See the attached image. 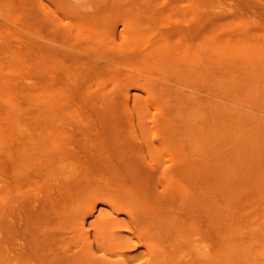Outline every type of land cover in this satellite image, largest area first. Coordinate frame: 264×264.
Here are the masks:
<instances>
[{"label":"rangeland","instance_id":"rangeland-1","mask_svg":"<svg viewBox=\"0 0 264 264\" xmlns=\"http://www.w3.org/2000/svg\"><path fill=\"white\" fill-rule=\"evenodd\" d=\"M70 1L0 0V264H6L5 258L10 262L13 261V263L17 261V264H81L82 262L80 263L79 260L83 259L81 257L80 259L77 258L80 253L79 250L84 252L87 250L86 253L88 255L81 252L84 254V258L86 256L89 257V254L95 255H92V259L86 257L90 261L84 259L83 264L85 261L90 264L91 260L100 258L103 251L101 253L96 250V243L93 237L98 219L109 213V207L97 196L91 197L93 200L90 203V195L93 196L95 191L97 195L96 189L101 190L100 194L108 193V191L115 189V185H118L119 181H122V186H124V181L127 182L129 187V180H132L134 176L132 184L145 185L143 187L145 188L144 193L146 192L147 199L143 195L142 198L146 199L145 201L143 200L144 204H146V207L148 206V209H151V213L152 211L156 212L153 208H155L157 203L156 205L153 204L157 195L159 196L157 197L158 201L162 200L163 207L162 203H158L157 207H161V209L158 212L159 214L156 212L160 216L159 220H157L158 232L163 228L159 230V223L162 221L161 217L162 219L164 218L160 211L164 212L165 220L168 217L169 221L170 215L176 217L174 221L176 220L177 223H173L175 224V231L174 229L170 230L169 234L174 232L171 235L176 233L178 236H174L175 238L173 237L174 240H172V236L170 238L168 234V241L177 242V245L174 242V249H178L177 258L175 254L176 262L181 259L178 264H185L186 262L183 263V261H186V258L190 260L189 257L183 256L185 252L184 245L187 246L185 249L189 248L186 252L187 254L192 248L187 244L192 239L188 240L187 238H189L188 236L192 237L193 235L190 234H194L196 229L197 231L199 230V224L202 229L206 227L209 231L207 232L204 228L205 232H207L205 235L209 238V246L208 244L206 245L209 250L213 247L215 253L211 264H264V0H81V2L79 1L80 3L76 0L74 3V5L78 3L76 6L72 3L75 0ZM146 17H149V19ZM144 18H146V21H152L153 23L143 21ZM82 19H85L83 22L89 20L87 24L91 19V21L95 20L96 23L99 21L103 27H108H104L103 31L102 26H98L97 32L94 27L95 30L93 31L95 32L84 28L86 30L83 33L88 34L85 35L88 37L91 32V36L95 38L96 36L99 37L98 33H100V36L103 37V39L101 38L103 46L107 45V41H109L113 46H105L108 48H104L103 51L108 50L107 52H109V50H112V54H110L111 51L108 53L110 58L104 56L107 53L105 51L102 58L106 60L96 56L94 57L97 60L93 58V55L97 53V56L101 57L99 55L100 44L98 50V45L95 47L96 45L94 46L93 44L95 41V43H98L96 40L98 37L94 40L89 36V39L94 40L89 45L92 46L93 44V49L97 50V53L95 54L94 52L93 55L92 47L86 46L88 49H83L82 46H77V51V49H74L76 45L66 46L67 44L69 45L71 38L68 39V37L63 36L60 31H57L58 28L60 26H68L67 28L71 29L69 24H80L79 26H81L84 24L81 22ZM140 20H142L143 24L147 23L149 26L151 24L153 29L144 31L140 29ZM95 21L93 24H95ZM137 22L139 25H136ZM129 26H137L139 28V36L137 31H135L138 28L136 27L135 30H132V32L136 33V36L133 33L131 34ZM168 27L170 28L168 29L169 34H165V30ZM171 27L175 29H172L173 32ZM105 28L108 30H105ZM158 29L159 31L163 30V34L166 35L162 34L161 38L163 36L169 37L164 43H161L159 34L155 35ZM121 33L127 36V42L123 40L124 37H122ZM189 36H193L194 38H191L193 40L190 38L187 40ZM218 36L219 38L221 36V38L217 39ZM75 38L77 42L80 40L78 37ZM84 38L81 39L82 44L81 41L76 44L85 46L88 39L85 42L86 37ZM181 38H185L187 42L182 39L185 42L183 43V41H180ZM213 38L219 40L221 45L219 41L212 44ZM205 42L207 44L210 42L208 48ZM175 43H177L178 47ZM114 44L118 47H115ZM162 44L174 45H172V51H168L170 55L174 56L172 58L170 56L174 61H170V63L167 61L168 63L166 62L167 64H165L164 61L168 60L169 57L165 55L167 58H164V54L159 55L152 50L155 46L157 51L165 53L164 50H160ZM121 45H123V48ZM79 47L85 52H90L83 54L84 51L81 52ZM112 47H114L116 52L110 49ZM119 48L122 50L119 51ZM148 49H151L148 51L149 54L146 52ZM150 52L159 56L156 57V54L152 56ZM177 52L182 53L180 55L181 60L179 56H176L179 55ZM168 53L167 55L169 56ZM144 54H148V57ZM78 55L82 56V59L84 55H88L96 63L98 61L99 63L101 61V64L103 62L107 63L104 65H107L108 72L104 73L103 77V73L100 70L102 68V66L100 67L101 64H98L99 66H91L93 62L90 63L89 59L91 60V58L86 56L84 61L90 64L86 63L88 64L86 65L83 61L80 62ZM162 60L164 61L160 62ZM112 62L113 64H110ZM169 65L172 67L170 68ZM105 66L103 68H106ZM108 66L111 68L109 69ZM185 68L187 69L185 70ZM107 69L103 70L107 71ZM114 70L117 71L119 76L112 78L116 82L109 77H113ZM110 71H112V75L108 74V76L107 73H111ZM174 79L179 80L178 83H176L177 81L174 82ZM101 80L102 82H100ZM121 81L124 87L120 86ZM154 83H158L157 90L153 89L157 91H155L156 95L158 92L161 93V99L158 97L160 95L154 96L155 93L151 86L155 85ZM159 84L161 88L158 87ZM103 86H106V88L101 90ZM98 87L101 89L98 90ZM97 90L100 93H97ZM117 90L119 97H116L117 95L115 94ZM157 97L160 102H158L159 99H156ZM181 97L183 101L187 100L183 102ZM112 100L115 101V105L112 104ZM193 101L194 103L192 104ZM96 102L98 103L97 108ZM195 104L196 106H194ZM202 104L205 107L201 108ZM184 105L190 106L191 109L193 106L197 108L195 110L193 107V111H196L193 115L194 118L190 107L189 110ZM94 106L98 111H95ZM61 113L62 116L64 113L66 118L71 117L67 119H71V121L69 120L70 124L67 122L71 125V128L68 124L64 125V123L59 122V120L61 121ZM79 114L81 116L82 114H91L85 119L88 120L86 124H84V119V121L81 120ZM57 116L60 118H58V122L61 126H65L66 129L69 128L68 131L72 129L71 132L69 131L70 135L75 132V135L72 136L76 137L77 142H79V138L82 139L80 140L82 142L77 143L74 138L69 140L70 136L68 137L69 142L67 141V143H71V147H69L70 145L67 146L70 150L75 146H79V144L81 145L80 150L75 147L80 151V154L75 148L74 150L78 153L72 149L73 152L78 154L79 158L81 157L80 163L76 161L79 158L74 156V154L73 156L76 159L72 158L69 153L71 151L66 148L70 158H72V164L76 163L75 166L78 168L75 171H80L81 173L79 174L78 172L77 175V172L74 174L72 171L73 174H68V176L72 175V177L75 176L77 178L73 179L69 176V178L73 179L71 180L70 178V182L66 180L67 172L75 168L72 169L73 165L71 164L70 166L68 164L71 161L65 160V164L61 162L59 166L54 164L56 169L53 168V170L55 169L54 171L57 172H54L51 166L49 167L52 162L47 164L49 160L51 161L50 155L47 154L49 152L47 150V138L52 135H50L52 127L50 124L56 123ZM92 116L95 118L94 122L92 120L94 118H91ZM84 117L86 118V116ZM158 117H161L162 120H158ZM165 119L167 122L169 121L170 127L176 132V136L174 135L176 143L180 140L178 143L180 146L177 147H182L181 153H184L185 150L183 148L185 145L188 147L186 159L183 158V154H180L178 148L176 149L178 152L176 151L175 155L171 154L170 151L168 154L167 150L161 149L155 152L157 154L156 157L144 147L150 139L154 138V134L153 136L150 134L151 137L148 135L147 129L151 130L152 133L156 132L157 126L160 124V128L163 127L164 129ZM67 120L64 119L63 121ZM78 120L80 122L83 121L81 125L76 123H80ZM188 122L189 124H187ZM168 123H166L168 126H165V130H171ZM90 124L92 125L89 126ZM76 125L87 128V132L83 130V127L82 129L81 127L77 128L79 129L78 131L81 130L82 132L83 130L85 132L80 135ZM61 126L59 125V127ZM125 127L126 129L124 130ZM167 127L168 129H166ZM62 128H58V132L64 129ZM88 129H91L94 134L96 133L97 143L96 137L92 136L93 132L90 130L89 132L91 133H89ZM104 129L107 134L106 132H101ZM135 129L137 132H135ZM196 129L201 130L199 131L200 133L205 130V140L201 138L203 134H200L198 130L199 135H197ZM98 130L99 132H96ZM126 130L129 131L126 132ZM63 131H60L61 136ZM111 131L115 137L112 136ZM64 132L66 134V131ZM113 132L116 134L122 132L121 134L124 135H121L123 136L122 139H125L124 141L127 142L126 145L127 147L129 146L130 150L124 145L125 142L122 140H120L122 141L121 143L118 142L119 146L118 143L117 146L115 145L116 143L113 144L116 139L119 140V138H116L118 135L116 136ZM169 132L171 135V131ZM108 133H110L109 138L111 140H109L111 143L113 142L112 144L109 143ZM177 133H180L179 136L180 138L182 136V140L177 138ZM52 136L51 138H53ZM196 136L200 137V143H198ZM87 137L92 139H90L92 145L87 140ZM103 137L104 139H102ZM135 137L138 141L135 140ZM187 137L188 140L191 138L192 143L190 141L189 143L192 145L186 142ZM146 138H149V140ZM94 140L95 144H98L97 148L100 151L95 148V144L93 145ZM103 140L109 145L105 148V151L109 148L112 153H108L109 151L105 152L102 149L106 145L103 144ZM183 140L186 144L182 143ZM73 141L77 143L75 146ZM201 141L204 143L203 147H200L204 157L199 148L196 151L193 149V147L203 144ZM98 142L101 143L99 144ZM138 142L141 143L138 144ZM87 144L92 151L96 152L98 150V153L96 152L98 154L97 157H94V159L97 158L95 163L90 160L92 152L89 148L83 149L82 147V145L87 147ZM102 144V147L99 146ZM121 148L122 151H127L128 157L130 156L129 163L127 162L128 158L125 159L124 163L127 162L125 166H123V161H118V159L125 158L121 157L123 156L122 154L121 156L119 154ZM136 148L139 150L135 152ZM66 150L64 149V151ZM83 150H89L88 152L90 153L87 157L86 153L83 154ZM192 150L196 153L199 151L197 158L202 157L201 159L205 162V167L202 166V168L200 166L202 169L197 167L198 164L203 163L200 158L198 160L199 163L197 159L192 161V155L195 153ZM64 151L62 155L66 153ZM101 152H105V155L99 154ZM177 153L183 156L178 158H183L180 164H184L183 166L187 165V171L190 170L192 162L197 169L194 173L193 170L195 169L192 167L193 170L190 172L195 174L193 177L190 173H188L190 176L188 177V174L183 176L184 171L183 173L181 170L178 172L181 173V176L177 177L175 185L177 187L179 184L180 187L178 189L174 187V192L175 189L177 190L171 195L175 196L174 199L166 194L170 197L167 198V200L170 199V203L165 199L167 197L165 193L168 192L163 191L162 185L158 182L159 172L155 166L156 160H159L162 169H167L175 161L173 157L176 159ZM191 153L192 155H190ZM109 154L112 155L113 162L111 158L109 159ZM123 154L124 156L126 155L125 153ZM67 155L66 153L63 156ZM89 156L90 158H88ZM82 157L84 159L88 158L90 161L85 165L89 167V163L90 166L94 163L100 167L102 172L94 165L95 167H91L92 171L93 168L97 169L93 171H96L94 173L96 175L90 173L92 172L91 170H88L90 172L87 173V170H85L87 166L84 167L82 165L85 163ZM108 159L110 163L114 164L115 169L117 164H120L118 165V170L120 169L122 174L123 172L126 173L124 176L128 177L129 182L127 178L123 180L122 174V178L114 176L116 175V170H113L112 164V171L115 173L110 171V167V170H108ZM130 159L131 161L134 159L132 161L134 162L133 164H131ZM184 159L186 160L185 162ZM189 160L192 162H188ZM62 164L64 166L68 164V167L66 165V168H64L66 170L61 169L63 168ZM100 165H102V168ZM176 165L179 166V162ZM183 166L181 167L180 165L177 170L183 169ZM154 167L158 173L155 172ZM140 169L143 176L138 174ZM147 169H150V171ZM107 170L112 173L106 175L109 173ZM201 170L204 172L200 174ZM82 172L89 176L87 180L92 178L90 182L87 180L86 182L83 181ZM144 174L146 176L144 179L147 182L141 178L144 177ZM117 175L120 176L119 171ZM149 176L152 177L150 178ZM149 179L151 182H149ZM67 181L69 182L66 184L68 188H71L69 184L74 182L80 181L81 184L77 185L79 182L76 185L73 184L74 189L72 187L69 191L65 186ZM82 182L86 184H82ZM127 183H125L126 186ZM157 184L160 185L158 186ZM56 186L59 187L56 188ZM147 186L148 189H152V191L148 190L151 191L150 194L154 192L151 196L146 191ZM103 189L104 192L102 193ZM133 189L135 190V187ZM138 189H136V192ZM140 191L138 192L140 193ZM58 192L61 194L57 195ZM51 195L52 198L54 195L59 197L54 200L55 198L52 199ZM148 196L154 198L153 203L151 202L152 204L147 201L150 198ZM162 197H164L166 202H163ZM159 198L161 199L159 200ZM51 199L52 201H50ZM76 204L81 205V207L78 205L80 211L78 218H76L78 213L71 212L74 217L69 213L71 211H69L70 208L78 210ZM148 204L154 207L151 208L152 206ZM166 213L169 216H166ZM70 216L73 219L72 217L69 218ZM110 217L121 224L115 229L116 232L122 237L124 236L125 239L131 240V245L119 251L120 255L134 256L140 252L143 253L144 248L137 243L136 238L132 237L130 233L133 229L128 226L129 224L126 225L128 222L126 219L128 218L124 213L116 211L110 214ZM71 222H76V224L72 223L74 224L73 226ZM169 223L167 222V225L164 226L168 230L162 231L164 228L160 232L163 235L165 234V236H167L166 232L170 229L171 223ZM163 225L165 224L163 223ZM163 225L160 224V226ZM71 226L73 227L71 228ZM75 227L79 233L74 230ZM189 228L193 230L191 233L188 230ZM74 231H76V237L73 236L75 234ZM158 232L156 231V236L163 238ZM68 233L72 235H70L69 240L67 238V243L65 238L69 235ZM184 233L189 234L186 235L187 238L185 240L184 237L186 236H183ZM198 233H195V238H197L196 235H199ZM200 236H198L199 239ZM73 237L75 239L82 238L83 241L81 239L78 240L86 245L84 246L86 250L84 248L81 250L83 244L80 245L77 240L74 243ZM166 238L164 237L163 239ZM202 238H204V235ZM183 241L185 244L182 243ZM69 242H73V245H70ZM76 244L81 247H78V249ZM69 246L71 249L68 251ZM92 246L93 250H90ZM76 249H78L79 253H76L77 256L75 257V255L73 256L75 253L73 251H76ZM71 250L73 254L70 252ZM103 254L111 259L115 258L111 256V253L104 252ZM193 257L194 255L191 256L192 260H194ZM8 260L7 264H9ZM139 260L130 263L137 264L140 263ZM93 263L95 262L93 261Z\"/></svg>","mask_w":264,"mask_h":264},{"label":"bare ground","instance_id":"bare-ground-1","mask_svg":"<svg viewBox=\"0 0 264 264\" xmlns=\"http://www.w3.org/2000/svg\"><path fill=\"white\" fill-rule=\"evenodd\" d=\"M73 1H74V0H73ZM79 1L81 2V0H77L78 3H80ZM70 2H72V0H71ZM75 2H76V0H75L74 2H72L73 5H74ZM78 3H76V5H77ZM76 5H74V6H76ZM146 18L149 19V17H146ZM146 18H144L143 21H146ZM150 19H152V18L150 17ZM78 20L80 21V19H78ZM83 20H85V19H82L81 22L84 23V24L81 25V26H79L80 24H78V25H75V24H74V25H73V24H69V25H71V27L69 26L71 29L67 28L68 26H64V27H61V26H60V28H58L57 31H58V32L60 31V32L63 34V36H65L66 38L68 37V39H69V38L73 39V40L70 39V41H69V45L67 44L66 46H67V47H71V45L73 44L72 46L76 45V46H74V49H77V46H80V47L82 46L83 49H88V47H90V48L92 47V49H93V47H94L95 45H96L95 47H97V45H98V47H97V50H98V48H99V44H100V47H101L100 49H101V50L99 51V55H101V57H100V56L98 57V56H97L98 53L96 52L97 50H96V49H93L92 55H93L94 52H95V54L97 53L96 55H93V58H94L95 60H97L96 57H97V58H102V57H104V56H107V58H110L109 55L112 54V50H109V52H107L108 50H107V51L104 50L105 52H107V53H105V52L103 51V49H104V48H108V47H105V46H108V45H109V46H113V45L110 44L109 41H107V45L103 46V45H104V44L102 45V41H103V40H101V38L103 39V37L100 36V33H98V34H99V37L96 36V38L98 37L99 40L96 39L95 37L91 36V32H95V31H93V30L96 29V32L98 31V30H97L98 26H102L101 28H102L103 31H104V27H106V28H108V27H107V26H104V27H103V25H101V24L99 23V21H97V22L99 23V24H98V23H96L95 20H92V21H91V19H90V22L92 23V24L90 25V22L87 24V22H88L89 20H86V22H83ZM94 21H95V24H93ZM146 22H148V21H146ZM149 22H152V21H149ZM149 22H148V23H149ZM79 23H80V22H79ZM85 23H86V24H85ZM139 23H140V25L138 24V22L136 23V25H139V26H140V29H142L143 31H144V30H148V29H153L151 24H150L151 27H150L149 24H147V23H146V24H145V23L143 24L142 20H140ZM152 23H153V22H152ZM84 25H85V27H84ZM86 25H87V26H86ZM88 25H90V26H88ZM94 25H95L96 27H95ZM153 25H154V24H153ZM91 26H92V27H91ZM88 27H89V28H88ZM93 27H94L95 29H94ZM133 27H134V29H133ZM133 27H130V26H129L128 28H131V29H129L130 32H131V34L133 33L134 35H136V33L132 32V30H135V28H136L137 26H133ZM84 28H86V29H88V30L91 31L90 34H89V36H91L90 38H93L94 40L96 39L98 43H95L96 41L93 43V41H94L93 39L91 40V39H89V36H88V37L85 36V35H88V34L83 33V32H85V30H86V29H84ZM101 28H100V29H101ZM106 28H105V30H108V29H106ZM137 28H138V27H137ZM91 29H92V30H91ZM159 29H160V28H159ZM159 29H158V32L155 30V31L157 32V33H155V35H156V34H159V38H160L161 43H162V42L164 43V42L169 38V37H168V38L165 37V36H166L165 34H169L168 29H170V28L168 27L166 30L164 29V30L166 31L165 34H163V33H164L163 30H162V31H161V30L159 31ZM172 29L175 30L174 27H171V31H172V32H173ZM54 30H55V28H54ZM138 30H139V28L135 30V31H137V34L139 33ZM55 31H56V30H55ZM103 31H102V32H103ZM105 32H106V31H105ZM125 32H126V31H125ZM130 32H129V33H130ZM140 32H141V31H140ZM61 33H60V35H61ZM87 33H88V32H87ZM150 33H151V32H150ZM74 34H75V35H74ZM81 34H83V35H81ZM142 34H143V33H142ZM152 34H153V32H152ZM162 34L165 35V36H163V37L161 38V35H162ZM170 34H171V33H170ZM58 35H59V33H58ZM80 35L83 36V37H81ZM101 35H102V33H101ZM108 35H109V34H108ZM121 35H122V33H121ZM134 35H133V36H134ZM155 35H154V36H155ZM61 36H62V35H61ZM136 36H137V35H136ZM138 36H139V34H138ZM143 36H144V34H143ZM75 37H78V38L80 39L79 41H81V44H82V40H81V39L84 38V37H86L85 42H87V39H88V42L85 43V42L83 41V43L86 44L85 46L80 45V44L77 45V44L80 43V42H79V41L77 42V39H76ZM104 37H105V36H104ZM122 37H124V39H123L124 41H125L126 39H128L127 36H126L125 34L122 35ZM141 37H142V35H141ZM171 37H172V36H171ZM171 37H170V38H171ZM192 37H193V36H192ZM192 37L189 36V37L187 38V40H188L189 38L191 39ZM213 37H215V36H213ZM63 38H64V37H63ZM74 38H75V39H74ZM135 38H136V37H135ZM193 38H194V37H193ZM218 38H219V36L217 37V39H218ZM220 38H221V36H220ZM220 38H219V39H220ZM64 39H65V38H64ZM64 39H63V41H64ZM84 39H85V38H84ZM104 39H105V38H104ZM155 39H157V38H155ZM182 39L185 40V38H181L180 41H183ZM217 39H214V38H213V40H215V41L212 40V44H213L214 42H217V43H218L219 40H217ZM75 40H76V42H75ZM89 40H90V42H89ZM105 40H106V39H105ZM187 40H185V42H187ZM191 40H193V39H191ZM191 40H190V41H191ZM201 40H202V39H201ZM216 40H217V41H216ZM72 41H74V42H72ZM100 41H101V43H99ZM157 41L160 42L159 40H157ZM205 41H206V39H205ZM70 42H72V43L70 44ZM91 42L94 44V46H93V44H92V46L89 45V44H91ZM108 42H109V44H108ZM126 42H127V40H126ZM138 42H139V41H138ZM185 42L183 41V43H185ZM67 43H68V42H67ZM74 43H75V44H74ZM76 43H77V44H76ZM113 43H114V42H113ZM166 43H167V42H166ZM189 43H190V42H189ZM208 43H209V44H207V42H205L207 48H208V46L210 45V42H208ZM87 44H88V45H87ZM105 44H106V42H105ZM205 44H204V45H205ZM219 44L221 45L220 41H219ZM219 44H218V45H219ZM114 45H115V47H118V46H116V44H114ZM172 45H173V44H172ZM172 45H170V44H166V45H165V44H162L160 50H161V49L164 50L165 53H163V52L161 53L160 51H157V50L155 49V46H154V48H153L152 50H153V51H156L157 54H159V55H163V54H164V55H163L164 58L169 57L168 60H165V61L162 60V61H160V62H163V61H164V63L167 64L168 62L170 63V61H174L173 59H171V58L174 57V56H173V55H170V54H169L170 52L168 53V51H172V50H171V49H172ZM175 45L177 46V43H175ZM184 45H185V44H184ZM66 46H65V47H66ZM86 46H88V47H86ZM121 46H122V48H123V45H121ZM157 46H158V45H157ZM173 46H174V45H173ZM182 46H183V45H182ZM80 47H79V50L81 49V50H80L81 52L84 51L83 54H84V53H85V54H88V52H90V51H88V52L86 51V52H85V50H83V49L80 48ZM84 47H85V48H84ZM177 47H178V46H177ZM217 47H218V46H217ZM120 48H121V47H120ZM120 48H119V49H120ZM124 48H125V47H124ZM110 49H113V51L116 52V50H114V47H112V48H110ZM154 49H155V50H154ZM168 49H169V50H168ZM179 49H180V48H179ZM183 49H184V48H183ZM203 49H204V48H203ZM70 50H71V48H70ZM90 50H91V49H90ZM121 50H122V49H120L119 51H121ZM126 50H127V49H126ZM149 50H151V49L146 50V52L148 53ZM162 50H161V51H162ZM165 50H166V51H165ZM77 51H78V49H77ZM77 51H76V52H77ZM80 51H79V52H80ZM110 51H111V53H110ZM135 51H136V50H135ZM135 51H134V52H135ZM182 51H183V50H182ZM182 51H180V52H182ZM73 52H74V51H73ZM73 52H72V54H73ZM101 53H102V54H101ZM103 53H105L104 56H102ZM108 53H110V54L108 55ZM135 53H136V52H135ZM150 53H151L152 56H153L154 54H156V53H153V52H150ZM167 53L169 54V56L167 55ZM177 53H178V52H177ZM89 54H90V53H89ZM133 54H134V53H133ZM148 54H149V53H148ZM148 54H146V55L144 54V55L147 56ZM157 54L155 55L156 57L159 56V55H157ZM178 54H179V55H176V56H177V57L179 56V58H180V55H182V53H181V54L178 53ZM73 55L76 56V54H73ZM81 55H82V54H81ZM142 55H143V54H142ZM151 55H150V56H151ZM165 55H166L167 57H166ZM86 56H87V58L90 57V56H88V55H84V57H83V59H82V58H81L82 56L80 57V55H78L80 62L83 61L84 64L88 63V62H85V61H84V58H85ZM94 56H96V57H94ZM170 56H171V58H170ZM147 57H148V56H147ZM147 57H146V58H147ZM200 57H201V56H200ZM203 57H204V56H203ZM90 58H91V60L93 59L92 57H90ZM159 58H160V57H159ZM184 58H185V57H184ZM102 59H104V58H102ZM162 59H163V58H162ZM170 59H171V60H170ZM176 59H177V58H176ZM199 59H201V58H199ZM85 60H86V59H85ZM87 60H88V59H87ZM91 60L89 59L90 63H92V62L94 63V64L92 63L93 65L91 64V66H96V65H98V64H101V61H100V63H99V61L96 63L95 60H94V61H93V60L91 61ZM98 60H99V59H98ZM104 60H106V59H104ZM104 60H103V61H104ZM180 60H181V58H180ZM109 61H111V60H109ZM167 61H168V62H167ZM200 61H201V60H200ZM78 62H79V61H78ZM105 62H106V61H105ZM166 62H167V63H166ZM178 62H179V61H178ZM178 62H177V63H178ZM164 63H163V64H164ZM88 64H89V63H88ZM88 64H86V65H88ZM104 64H107V63H104V62H103V63L100 65V67L102 66V68H101V69L99 68V69L102 71V73H103V77H104V75H105L104 73L108 72L107 65L105 66ZM108 64H109V63H108ZM110 64H113V62L110 63ZM89 65H90V64H89ZM103 65H104L106 68H103V67H104ZM98 66H99V65H98ZM169 66H170V68L172 67L171 65H169ZM169 66H168V69H169ZM108 68L110 69L111 67L108 66ZM103 69H107V71H106V70H103ZM186 69H187V68H185V70H186ZM104 71H105V72H104ZM110 72H111V73H107V75H108V74H109V75H112V71H110ZM114 72H115V73H114L115 76H114V75H113V77H111V76H109V75H108V76L111 78L112 81H115V82H116V80H113L112 78H116V77H119V76H118V73H117L116 70H114ZM116 73H117V74H116ZM118 79H119V78H118ZM174 80H175V79H174ZM174 80H173V81H174ZM176 81H177V80H175L174 82H176ZM178 81H179V80H178ZM178 81H177L176 83H178ZM185 81H187V80H185ZM100 82H102V80H101ZM149 82H150V81H149ZM121 83H123V82L121 81L120 84H121ZM120 84H119V85H120ZM151 84H153V83L151 82ZM154 84L156 85V87H155V85H151V86H152V90H154V93H155V91L157 90V84H158V83H154ZM185 84H187V83H185ZM122 85H123V84H121L120 86H121V87H124V85H123V86H122ZM160 86H161V85L159 84L158 87H160ZM188 86H189V85H188ZM188 86H187V87H188ZM101 88H102V89H101ZM101 88L98 87V90H100V89H101V90H104V89L106 88V86H103V87H101ZM153 88H155L156 90L153 89ZM160 88H161V87H160ZM158 89H159V88H158ZM98 90H97V93H100V91H98ZM160 91H161V90H160ZM156 92H157V91H156ZM117 93H118V90L115 91V94H116V95H117ZM115 94H114V95H115ZM116 95H115V96H116ZM157 95H160V96H158V97L161 99V93L158 92ZM157 95H156V93H155L154 96H157ZM127 96H128V95H127ZM116 97H119V95H117ZM158 97H157L156 99H159ZM179 97H180V96H179ZM120 98H121V96H120ZM120 98H119V99H120ZM160 99L158 100V102H160ZM201 99H202V98H201ZM114 100H115V99H114ZM114 100H112V102H113L112 104H113V105H115V101H114ZM181 100L183 101V98H182V97H181ZM186 100H187V99H185V101H186ZM204 100H205V99H204ZM204 100H203V103H204ZM185 101H183V102H185ZM189 101H190V100H189ZM107 102H108V101H107ZM154 102H156V101H154ZM96 103H97V102H96ZM119 103H120V101H119ZM156 103H157V102H156ZM186 103H187V102H186ZM193 103H194V101L192 102V104H193ZM117 105H118V104H117ZM185 105H187V104H185ZM185 105H184V106H185ZM202 105H203V106H201V108H202V107H205L204 104H202ZM194 106H196V104H195ZM194 106H193V107H194ZM97 107H98V103H97V105H96V108H97ZM185 107H186L187 109H189L190 106H189V107L185 106ZM193 107H192V109H191V107H190V109L192 110V111H191V112H192V116L194 115V112H196V111H193V110H194V109L197 110V108L194 107V109H193ZM96 108H95V106H94L95 111H98ZM190 109H189V110H190ZM155 111H156V113H157V110H156V109H155ZM162 113L164 114V112H162ZM189 113H190V111H189ZM60 115H61V121L59 120L60 123H62V124L64 123V125H65V124H68V123H69V120L71 121V119L67 120L68 118H71L70 116H69L68 118H66V116H65L64 113H63V116L65 117V118H64V117L62 116V113H61ZM67 115H68V114H67ZM79 115H80V114H79ZM83 115L86 116V118H85ZM90 115H91V114H89V115L82 114L83 118H82V116L80 115V116H81V120H83V119H84V120L87 119V116H90ZM157 115H158V114H157ZM158 116H159V115H158ZM161 116H162V115H161ZM166 116H167V114H166ZM188 116H189V115H188ZM192 116L190 115L191 118H192ZM195 116H196V115H195ZM167 117H169V116H167ZM58 118H59V116H57V118H56V123H51V124H50V125H52V127H51V132H52V133L50 132V135L52 134L53 136H52V135H51V136H52L53 138H51V136H50L49 138H47V139H48V140H47V150L49 151L47 154L50 155L49 158L51 159V161H50V160L48 159V156H47V159L49 160V162H47V164H50V163L52 162L51 164H53V165H51V164L49 165V167H50V166L52 167V170H53V168H55V167H54V164H58V166H59V165H60L59 163L63 162V164H65V162H66L67 160L71 161L70 163L67 162V163L71 166V164H72V160H71V159H72V158L76 159V157L79 158L77 155L80 154V151H79V150H80V146H81V145H80V144H79V146H75V145H76L77 143L82 142V141H80V140H82V139H80V138L78 139L79 142H77L76 137H73V136H72V135H75V132H74L73 134L71 133L72 135H70V134H69V131L71 132L72 129H70V130L68 131L69 128L66 129L65 126H64V127H63V125L61 126V124H59V122H58ZM88 118H89V117H88ZM91 118H94V117L92 116ZM136 118H137V117H136ZM158 118H159L158 120H162L161 117H158ZM164 118H165V117H164ZM193 118H194V116H193ZM59 119H60V118H59ZM64 119L67 120V121H65L66 123L63 121ZM96 119H97V118H96ZM51 120H52V119H51ZM72 120H74V119H72ZM84 120H83V121H84ZM90 120H91V119H90ZM92 120H93V122H94V121H95V118L92 119ZM167 120H168V119H167ZM186 120H187V119H186ZM75 121H76V120H75ZM78 121H79V120H78ZM83 121H81V122H83ZM86 121H88V120H85V121H84V124H86ZM163 121H164V119H163ZM165 121H166V119H165ZM67 122H68V123H67ZM79 122H80V121H79ZM81 122H80V123L76 122V123L79 124V125H81ZM157 122H158V121H157ZM168 122H169V121H168ZM168 122L166 121V123H168ZM88 123H91V122H88ZM166 123L163 124L164 129H163V127L160 128V125H161V124H160V125L157 126V130H156V132H153V133H152L151 130L147 129V130H148V135L150 136V134H152V136H153V134H154V138H153L152 140H151V139L149 140V138H150L151 136L149 137V136L146 135L147 137H149V138H146V139L149 140V142H147L146 145H145L144 147H146L147 150H150V151H151L150 153H151L152 155H156V157H157V154H156L155 152H158V151L161 150V149H165V150H167L166 152H168V154H169V151H170L171 154L175 155V153H176V151H177L176 149L180 146V145H178V143L180 142V140H179V142L177 141V143H176V141L174 140V138H175L174 135L176 136V132H174V130H172V128L170 127V124H169V123H168V124H169V127L171 128V130H165V126H168ZM58 124H59L61 127H59ZM69 124H70V123H69ZM69 124H68V125H69ZM147 124H148V123H147ZM158 124H159V123H158ZM165 124H166V125H165ZM187 124H189V122H188ZM79 125H78V126L76 125V129L81 127V126L79 127ZM82 125H83V124H82ZM87 125H88V124H87ZM87 125H86V126H87ZM91 125H92V124H90L89 126H91ZM94 125H95V124H94ZM98 126H99V125H98ZM100 126H101V124H100ZM148 126H149V124H148ZM62 127H63L64 129H66V130H64ZM69 127L71 128V125H69ZM82 127H83V126H82ZM82 127H81V129H82ZM87 127H88V126H87ZM95 127H96V126H95ZM146 127H147V126H146ZM58 128H62L64 131H66V134H65V132H64L63 130H60V131H63V135L61 136L60 131L58 132V130H59ZM84 128H85V127H83V130H84L85 132H87V131H86L87 128H85V129H84ZM142 128H143V127H142ZM144 128H145V127H144ZM147 128H148V127H147ZM170 128H169V129H170ZM91 129H92V128H91ZM91 129H90V130H91ZM96 129H97V128H96ZM100 129L103 130L101 127H100ZM125 129H126V127L124 128V130H125ZM166 129H168V127H167ZM78 130H79V129H77V131H78ZM83 130H82V132H81V130L78 131V132L80 133V135H82V133L84 132ZM90 130L88 129V132H89ZM93 130H94V127H93ZM101 130H100V131H101ZM197 130H198V129H196V133H198L199 131H201V130H198V132H197ZM67 131H68V133H67ZM127 131H129V130H126V132H127ZM144 131H145V130H144ZM150 131H151V133H150ZM169 131H171V135L169 134V133H170ZM85 132H84V133H85ZM91 132H93V131L91 130ZM91 132H89V133H91ZM94 132H95V130H94ZM94 132H93V134H94ZM96 132H99V130L96 131ZM101 132H104V133L106 132V134H107V131H106L105 129H104V131H101ZM109 132H110V131H109ZM122 132H123V131H122ZM122 132H118V134H116L115 132H113V133L116 134V136L118 135L116 138H119V140H117V139L115 140V138H114L115 135L112 134V131H111L112 136H114L113 139L115 140L114 143H113V142H112V143H113V144L116 143V144H115L116 146H117V143H118V142L121 143L122 141L125 140V139H122L123 136H124L123 134H121ZM135 132H137L136 129H135ZM168 132H169V133H168ZM186 132H187V131H186ZM189 132H190V131H189ZM193 132H194V131H193ZM89 133H88V134H89ZM123 133H125V132H123ZM129 133H130V132H129ZM173 133H175V134H173ZM199 133H200V132H199ZM199 133H198L197 135H199ZM67 134H69V135H67ZM93 134H92V136L94 137L96 133H95L94 135H93ZM109 134H110V133H108V140H109V139L111 140V138H109ZM130 134H131V133H130ZM136 134H137V133H136ZM179 134H180V133H177V135H178L177 138L182 140V136H181V138H180ZM200 134H203V136L201 135V136H202L201 138H203V139L205 140V138H204V134H206L205 130H203L202 133H200ZM48 135H49V134H48ZM64 135L67 136V137H65ZM83 135H84V134H83ZM86 135H87V133H86ZM86 135H85V136H86ZM101 135H102V134H101ZM121 135H123V136H121ZM127 135H128V134H127ZM155 135H156V137H155ZM159 135H160V136H159ZM172 135H173V136H172ZM187 135H188V133H187ZM190 135H191V134H190ZM69 136L72 137V138H70ZM85 136H83V137L85 138ZM90 136H91V135H90ZM92 136H91V138H92ZM96 136H97V135H96ZM96 136H95V137H96ZM119 136H120L121 138H120ZM130 136H132V135H130ZM205 136H206V135H205ZM68 137H69V140H70V139H73V138L75 139V141H76L77 143H75V141H73V144L75 143L74 146H75L76 148L78 147L79 150L76 149L75 147H74V148H75L76 150H78L79 153H78L76 150H74V148H71V150H70V148H68V146L71 144V143H67V141H68ZM80 137H81V136H80ZM101 137H102V136H101ZM189 137H190V136H189ZM196 137H197V139H198V143H200V142H199V141H200V137H199V138H198V136H196ZM196 137H195V139H196ZM91 138H90V139H91ZM132 138H133V137H132ZM66 139H67V140H66ZM85 139H86V138H85ZM90 139L87 137V140L90 141ZM92 139H94V138H92ZM92 139H91V140H92ZM95 139H96V143H97V139H98V138L96 137ZM102 139H104V137H103ZM190 139H191V138H190ZM190 139L188 140V137H187V139H186V142H188V144L192 143ZM203 139H202V140H203ZM100 140H101V139H100ZM100 140H99V141H100ZM110 140H109V143L112 144V143L110 142ZM120 140H122V141H120ZM135 140L138 141V139H136V137H135ZM187 140H188V141H187ZM101 141H102V140H101ZM189 141H190V143H189ZM68 142H69V141H68ZM71 142H72V140H71ZM85 142L87 143L86 140H85ZM91 142H92V141H90V144L92 145ZM124 142H125V141H124ZM135 142H136V141H135ZM135 142H134V144H136ZM186 142L184 143V140H183L182 143L186 144ZM204 142H205V141H204ZM98 143L100 144L101 142H98ZM119 143H118V146H119ZM126 143H127V142H125L124 145H126ZM139 143H141V142H138V144H139ZM201 143H203V141H201ZM73 144H72V147H73ZM88 144H89V142H88ZM88 144H87V145H88ZM94 144H95V140H94V142H93V145H94ZM103 144H106V145L103 146ZM103 144H102V145H99V146H101V147L103 146L104 148L102 147V149L105 151V148L108 147L109 145H108L106 142H104V140H103ZM176 144H177V145H176ZM67 145H68V146H67ZM97 145H98V144H97ZM97 145L95 144L96 147H95V146H92V147L97 148V147H98ZM190 145H192V144H190ZM196 145H197V144H196ZM203 145H204V143L201 144L200 146L193 147V149H195V151H196V149L199 148V150L203 153V151L201 150L202 148H200V147H203ZM135 146L137 147V145H135ZM135 146H134V147H135ZM139 146H140V145H139ZM177 146H178V147H177ZM69 147H71V145H70ZM82 147H83V149H85V148H89V145H88L87 147H86L85 145H82ZM126 147H127V145H126ZM128 147H129V146H128ZM128 147H127V148H128ZM183 147H184V146H183ZM66 148H68V150H70V151L72 152V153L69 152V153L71 154L72 158H70V156H69L70 154L67 152L68 150H66ZM180 148H181V149H180ZM180 148H178V151L182 150V147H180ZM187 148H188V147H186V145H185V147L183 148V149L185 150V151H184L185 154H184L183 152L181 153V151H180V154H183L184 157L181 156V155H178L179 153H177L178 156H175L176 159H174V157H173V160L176 161V160L179 159L180 161H176V162H175V161L172 160L173 163H172L170 166H168L167 169H165V168L162 169V165H161L160 161H159V160H156V166H155V167L157 168V170H158V172H159V177L157 176V177H158V182L162 185L163 189H162L161 187H160V188H161L163 191L168 192V193H165V196L169 195L170 197H172V199H174L175 196H171V195H172L173 193L177 192L176 189H178V188L180 187L178 183H177V184H178L177 187H176V185H175L176 182H177V177L179 178V177L181 176V173H178V172L181 170L182 173H183V171L185 172L183 176H186V174L190 173L191 176L193 177V175H195L194 173L196 172V169H197V168L195 167V165L192 164V163H193L192 161H193V159H197V162H198V160H199V158H200V157L197 158V155H198V152H199V151L196 153L194 150H192V152H195V153H194L193 155H192V153L190 154V155H192V161L189 160L188 162L191 161L192 163H191V167H190V170H189V171L186 170V169L188 168L187 165H185V166H186V167H185V166H183L184 164H180V163H181V160H183V158L186 157V152H188V151H186V150H188ZM189 148H190V147H189ZM64 149H65L66 151H64ZM72 149H73V151L77 152L78 154H76L75 152H73ZM97 149H98V148H97ZM102 149H101V151H102ZM119 149H120V147H119ZM128 149H129V148H128ZM134 149H135V148H134ZM136 149H137V150H135V152L139 150L138 148H136ZM89 150L92 152V154H91L92 156L90 155L91 158H90V156H89L88 158H90V160H93L94 163H95V159H97V158L94 159V157H95V156L97 157L98 154H96V152L98 153V150H99V149H98L96 152L92 151L91 148H89ZM89 150H85V151L88 152ZM129 150H130V149H129ZM197 150H198V149H197ZM63 151H64V153L66 152V153L68 154L67 156H65V157H67V158H65V157L63 156V155H66V153L62 155V152H63ZM85 151L83 150L82 152H83V154L86 153V157H87V155H89L90 152L87 153V152H85ZM99 151H100V150H99ZM108 151H109V148H108L107 151H105V152H108ZM178 151H177V152H178ZM93 152H94V153H93ZM105 152H104V153L101 152V153H99V154H101V155H102V154L105 155ZM121 152H123V153L126 154L127 151L124 152V151H122V148H121ZM121 152H119L120 156H121V154H122L123 156H121V157H125V158L120 159L121 161L118 159V161H119V162H122V161H123V162H122V163L124 164L123 166H125L127 162L129 163V158H130V156L128 157L127 154L124 156V154L121 153ZM135 152H133V153H135ZM108 153H112V152L109 151ZM130 153H131V151H130ZM130 153H129V154H130ZM161 153H162V152H161ZM73 154H74V156H76V157H74ZM75 154H76V155H75ZM129 154H128V155H129ZM200 154H201V153H200ZM81 155H82V154H81ZM109 155H110V154H109ZM130 155L133 157L132 154H130ZM161 155H162V154H161ZM173 155H172V156H173ZM61 156H62V157H61ZM148 156H149V155H148ZM164 156H165V155H164ZM164 156H163V157H164ZM84 157H85V156H84ZM84 157H82V159H83V161L85 160V163L82 161V163H84V164H82V165H84V167L87 166L86 168H88V169L85 168V170H87V173H88V172H90V171H88V170H91V171H92V167H91V166H94L95 164H94L93 161H92L93 164L90 166V163H89V167H88V165H85V164L88 163L89 160H88V158H87V159H84ZM86 157H85V158H86ZM107 157H108V155H107ZM153 157H154V156H153ZM178 157H183V158L181 159V158H178ZM203 157H204V153H203ZM68 158H70V159H68ZM80 158H81V157H80ZM80 158L76 160V161H78L79 163H80V161H79ZM98 158H99V157H98ZM110 158L112 159V155L109 156V159H110ZM127 158H128L127 162L124 163L125 159H127ZM177 158H178V159H177ZM187 158H189V156H187ZM201 158H202V157H201ZM201 158H200V159H201ZM109 159H108V161H109ZM136 159H137V158H136ZM152 159H153V158H152ZM185 159H186V158H185ZM185 159H184V162L186 161ZM48 160H47V161H48ZM65 160H66V161H65ZM86 160H87V161H86ZM133 160H134V159H133ZM133 160H132V161H133ZM145 160H146V159H145ZM201 160L203 161V159H201ZM201 160H200V162H201ZM204 160H205V159H204ZM98 161H99V159H98ZM100 161H101V160H100ZM130 161H131V159H130ZM132 161H131V162H132ZM205 161H207V160H205ZM89 162H90V161H89ZM96 162H97V161H96ZM101 162H102V161H101ZM112 162H113V159H112ZM112 162L110 163V161H109V165H108V170L111 169L110 171H112V165H113V167H114V164H112ZM114 162H115V160H114ZM147 162H148V161H147ZM147 162H146V163H147ZM161 162H162V161H161ZM178 162H179V166L176 165V163H178ZM195 162H196V161H195ZM74 163H75V161H74ZM79 163H78V164H79ZM116 163H118V162H116ZM133 163H134V162H132L131 164H133ZM135 163H136V162H135ZM149 163H150V161H149ZM170 163H171V162H170ZM198 163H199V162H198ZM63 164H62V165H63ZM68 164H66L67 166H66V165H65V166L68 167ZM75 164H76V163H75ZM75 164H72V165H73L72 169L75 167L73 170H70L69 168H71V167H69L68 169H69L70 171H68V170H67L68 172L66 171V172H67L66 180H68L69 182H70L69 179L72 177V175H69V176H71V177L69 178L68 174L72 173V171L74 172V174H76V172H77V175H78V172H79V174H81L80 171H75V169H78V168H76L77 166H75ZM78 164H77V165H78ZM104 164H105V163H104ZM107 164H108V163H107ZM111 164H112V165H111ZM185 164H186V163H185ZM110 165H111V166H110ZM118 165H120V164H117V166H116V164H115L116 169H115V167L113 168V170H114V169L116 170V171H115L116 173H115L114 171H112V172L116 174V175H114V176H117V177L122 178V177H121L122 172H120V171H121L120 169L118 170V168H119ZM136 165H137V164H136ZM136 165H135V166H136ZM147 165H149V164H147ZM180 165H181V167L183 166L184 168H183V169L180 168V169L177 170V168H179ZM189 165H190V163H189ZM55 166H57V165H55ZM58 166H57V167H58ZM65 166L63 165V166H62L63 168H61V169L63 170L64 168H66ZM78 166H79V165H78ZM95 166H96V165H95ZM95 166H94V167H95ZM100 166H101V168H102V165H100ZM123 166H121V167H123ZM132 166H133V165H132ZM150 166H151V165H150ZM200 166H201V167H202V166L205 167V162L203 161V163L201 162L200 165H199V164L197 165L198 168H201ZM96 167H97V169H100V167H98V166H96ZM109 167H110V169H109ZM155 167L153 168L154 170H155ZM192 167H194L193 169H195V170H193ZM203 167H202V168H203ZM139 168H140V167H139ZM202 168H201V169H202ZM55 169H56V168H55ZM55 169H54V170H55ZM59 169H60V168H59ZM94 169L97 170L96 168H93V171H94ZM184 169H185V170H184ZM54 170H53V171H54ZM57 170H58V169H57ZM64 170H66V169H64ZM79 170H81V168H79ZM108 170H107V172H109ZM147 170H148V169H147ZM151 170H152V169H151ZM192 170L194 171V173H191V172H190V171H192ZM204 170H205V168H204ZM60 171H61V170H60ZM93 171L90 172V173L94 174V173L96 172V171H95V172H93ZM100 171L102 172L101 169H100ZM118 171H119L120 176L117 175V172H118ZM136 171H137V170H136ZM138 171H139L138 174L140 175L141 172H142L141 169L138 170ZM148 171H150V169H149ZM198 171H199V169H198ZM54 172H57V171H54ZM64 172H65V171H64ZM97 172H98V171H97ZM112 172H109V173L106 174V175H109V174H111ZM145 172H146V169H145ZM155 172H157V171L155 170ZM158 172H157V173H158ZM201 172H202V170H201L199 173L201 174ZM203 172H204V171H203ZM203 172H202V173H203ZM103 173H105V172L103 171ZM147 173H148V172H147ZM72 174H73V173H72ZM82 174H83V177H84V180H83V181L86 182V180L88 179L89 176H87V175L84 174L83 172H82ZM125 174H126V173H124V172H123V174H122V176H123V180H124V178H125V179L127 178V181H128V177H125V176H124ZM149 174H150V173H149ZM179 174H180V175H179ZM94 175H96V174H94ZM94 175H93V176H94ZM178 175H179V176H178ZM140 176H143V174H141ZM152 176H153V175H152ZM152 176H149V177L151 178ZM187 176L190 177L189 174H188ZM198 176H199V175H198ZM67 177H68V178H67ZM83 177H82V179H83ZM85 177H86V178H85ZM134 177H135V176H134ZM134 177H132V180H129L130 182L128 181V182H129V187H130V183L134 180ZM145 177H146V176H145V174H144V177H141V178H142L143 180L146 181V179H144ZM72 178L74 179V178H76V177L73 176ZM72 178H71V180H73ZM155 178H156V176H155ZM76 179H77V178H76ZM91 179H92V178H91ZM91 179H89V180H87V181L90 182ZM80 180H81V178H80ZM64 181H65V178H64ZM68 181L65 183V186H66V184L69 183ZM81 181H82V180H81ZM78 182H79V183H78ZM78 182H77L78 184H77L76 182L69 184V185H70L69 187L72 188V187H73V186H72L73 184H75V185H76V184H77V185L81 184L80 181H78ZM121 182H122V181H121ZM121 182L119 181L120 184L116 182L118 185H115V186H116L115 189L108 191V193L105 192L106 194L103 193V192H104V189L102 190V193H103V194H100L101 190L96 189V190H97V195L95 194V193H96V191H95L94 194H93V196L90 195V199H91V200L89 199V201H90V203H91V201L93 200L92 198H94L95 196H97L98 198H101V200L104 201L105 204L109 207V213H110V214H112V213H114V212H116V211L123 212L124 215L128 218V219H126V220H128V222H127L126 225L129 224L128 226H130V227L133 229L132 231H130L132 237H135V238H136L137 243H139V245L142 246V247L144 248V252H143V253L140 252L139 254H136V255H134V256L124 255V254H123V255H122V254L120 255L119 251H120L121 249H124V248L128 247L129 245H131V244H130V243H131V240H130V239H125L124 236H123V237H124V238H123L118 232H116L115 229H116L119 225H121V224H120V222L118 223V222H116V220H113V218H111V217H110V214L107 212L108 214H104L102 218L98 219V221H97V223H96V224H97V227H96L95 232H94L95 235H94L93 238L95 239V243H96L95 248H96L97 251L99 250V252L103 251V253H104V252L111 253V256H112V257H115V258H114V259H113V258L111 259L109 256L106 257V255L104 256V254L101 252V253H102V256H101L100 258H97V259H93V260H91L90 264H95V263H96V264H131L132 262H135V261L138 260V259H140V260H139L140 263H137V264H176V263L178 264V263L181 261V259H180L179 262H176L177 259L175 260V256L178 254V249H174V248H175V247H174V246H175V243H176V245H177V242L174 241V242H175V243H174V242L172 241V242H173V243H172L171 241H168V237H169V235H170V238H171V236H172V238H173L174 236H175V237L178 236L176 233H175L174 235H171V234H173L174 232L171 233V234H169V233H170V230H173V229H174V231H175V228H174L175 226H174V225H175L177 222H176V220L174 221V219H175L176 217H174V216H172V215L169 216V215H167V213H166V216H169L170 218H169V221H168V219H167L168 217H166V220H165V214H164V212L160 211V213L163 215L164 218L162 219V217H161V220H162L163 222L160 220V221H161V222L159 223V227H160V228L158 227L159 230L163 227L162 229H164V228H165V229H164V230L161 229V230H162V231H165V230L167 231L168 228H167V227H164V226L167 225V224H166L167 222H168V223H169V222L171 223L172 221H173V222H172L171 224L169 223L170 226L168 225L170 229H169L168 232H166L167 236H165V234L163 235L162 233H160V232H162L161 230H160V232H158V229H157L158 222H157V220H159V217H160V216H158L157 213L159 212V210L161 209V207L159 206L160 208H158L157 206H158V203H162V200H160L161 198H159V200H160L161 202L158 201V198H157V197H159V196L157 195L156 198H157V201H158V202L156 201V198H155V200H154V198L150 197L152 194H154V192H152V194H150L151 191H152V189H151V188L148 189V186L146 187V188H147L146 191L151 190V191H148V192H147L148 195H150V196H148V197H150V198H149L147 201H148L149 203H151V202L153 203V200H154V204H153V205H156V203H157V205L155 206V208L157 207L156 209H157L158 211H157L155 208H153L154 206L151 205L152 203L150 204V205L152 206L151 208H153V210H155V211L157 212V213H156V212L154 213V212L152 211V213H151V209H148V208H147L148 206L146 207V204H144V201L147 199V198H146V192L144 193L145 188L143 187V186H145V185H142V184H141L142 186H139L138 184H137V185H134V183H133V184L131 183V184H132V185H131L132 188L130 187V188H131V189H130V188L128 187V183H127V182L124 181V186H122ZM133 182H134V181H133ZM146 182H147V181H146ZM149 182H151L150 179H149ZM116 183H115V184H116ZM125 183H127V186H126ZM62 184L64 185V183H62ZM82 184H86V183L82 182ZM87 184H88V182H87ZM135 184H136V183H135ZM160 184H157V185L159 186ZM63 185H62V186H63ZM89 185H90V184H89ZM113 185H114V184H113ZM133 185H134V186H133ZM157 185H156V186H157ZM120 186H121V187H120ZM149 186H150V185H149ZM58 187H59V186H58ZM58 187L56 186V188H58ZM63 187H64V186H63ZM66 187H67V186H66ZM133 187H135V190L133 189ZM136 187H137V188H136ZM139 187H140V189H138ZM174 187L176 188V189H175V192H174ZM71 188H68V187H67V189H69V191H70ZM67 189H66V190H67ZM72 189H74V187H73ZM132 189H133V190H132ZM136 189H138V191H140V190H141V191L143 190V191H142V192L140 191V193H141V194H140L138 191L136 192ZM98 190H99V192H98ZM69 191H67V192H69ZM60 192H61V190H60ZM62 192H63V190H62ZM65 192H66V191H65ZM161 192H162V191H161ZM142 193H143V194H142ZM159 193H160V192H159ZM60 194H61V193H59V192L57 193V195H60ZM62 194H64V193H62ZM65 194H66V193H65ZM99 194H100V195H99ZM166 194H167V195H166ZM142 195L146 198L145 200L142 198ZM54 196H55V195H54ZM54 196H53V198H52V195H51V198H52V199L55 198L54 200H57V198L59 197V196H58V197H57V196L54 197ZM163 196H164V195H163ZM165 196H164V197H165ZM91 197H92V198H91ZM153 197H154V196H153ZM164 197H162L163 202H166V201L164 200ZM170 197L167 196L165 199L167 200V198H170ZM60 198H61V196H60ZM52 199H51L50 201H52ZM87 199H88V198H87ZM87 199H86V200H87ZM151 199H152V200H151ZM172 199H171V201L173 202ZM54 200H53V201H54ZM143 200H144V201H143ZM169 200H170V199H169ZM169 200H167V201H169ZM147 201H146V202H147ZM80 202H82V201H80ZM80 202H79V203H80ZM169 202H170V201H169ZM76 203H78V202H76ZM87 203H88V202H87ZM170 203H171V202H170ZM80 204H82V203H80ZM80 204H76V208H77V209H78V205L81 207ZM64 205H65V204H64ZM82 205H83V204H82ZM148 205H149V204H148ZM150 205H149V206H150ZM70 206H71V205H70ZM71 207H72V206H71ZM94 207H95V206H94ZM162 207H163V203H162ZM74 208H75V207H74ZM149 208H150V207H149ZM70 210H71V211H70ZM72 210H73V208H70V209H69V211H70V212H69L70 215H72V216L74 215V214H71V212L78 213V214H77V217H76V218H78V217H79L78 215H79V212H80L79 209H78V210H75V209H74L75 211H74V210L72 211ZM85 211H86V209H85ZM100 212H101V211H100ZM158 214H159V213H158ZM72 216H70L69 218H71ZM73 217H74V216H73ZM73 217H72V219H73ZM150 217H151V218H150ZM171 217L173 218V220H172ZM76 218H75V219H76ZM72 219H70V220H72ZM83 220H84V219H83ZM126 220H125V221H126ZM164 220H165V221H164ZM170 220H171V221H170ZM125 221H124V222H125ZM166 221H167V222H166ZM82 222H83V221H82ZM175 222H176V223H175ZM72 223H74V222H71V225H73V226H74V224H76V222H75L74 224H72ZM122 223H123V222H122ZM163 223H164L165 225H163ZM173 223H175V224H173ZM92 224H93V223H92ZM92 224H91V226H92ZM156 224H157V225H156ZM160 224H162L163 226H160ZM80 225H83V224H80ZM80 225H79V226H80ZM124 225H125V224H124ZM172 225H173V227H172ZM197 225H198V224H197ZM73 226H71V228H72ZM95 226H96V225H95ZM194 226H195V225H194ZM198 226H199V227H198ZM198 226H196V227H198L199 230L201 229L202 232H201V230H200V231L198 230V231H199V233H198L197 229L195 228L196 231L194 232V234H190V235H193L192 237L188 236L189 238H187L186 235H189V234H186V233L183 234V236H186V237H184V240H185L186 238H187L188 240H189V239H192V240H190V242L187 243V244L190 245V247H192V248H190L191 251H189V252L186 254V252H187V250H188L189 248H188V249H185L187 246L184 245V250H185V252H184V254L182 253L184 257H185V256H186V257H189L190 260H189L188 258H186V261H183V263L186 262V263H188V264H190V263H192V264H198V263H199V264H202V263H204V264H205V263L207 262L206 264H208V262H209V264H211V262H213V261H212V259H213L212 257H215V255H214L215 253H214V251H213V247H211V243H210V247H211L210 250H209V248H208L207 245H206V244H208V246H209V243H208L209 238H208L205 234H206L207 232H209V231H208V229H206V227H203V229L205 228V229L207 230V232H205V229L203 230L202 227L200 226V224H199ZM77 227H78V225H77ZM82 227H83V226H82ZM76 229H77V228L75 227L74 230H76ZM190 229H191V228H189L188 230H190ZM192 229H194V228H192ZM78 230H79V229H78ZM76 231H77V230H76ZM76 231H74V233H75ZM156 231L159 233V235L161 234L163 238H164V237H167V238H166L167 240H166V239H163V238H161V237H157V236H156ZM192 231H193V230H190L189 232L191 233ZM77 232H78V231H77ZM189 232H188V233H189ZM200 232H201L202 235L200 234ZM72 233H73V232H72ZM74 233H73V234H74ZM78 233H79V232H78ZM195 233H196V234H197V233L199 234V235H196L197 238L194 237ZM65 234H66V232H65ZM68 234H69V233H68ZM88 234H89V233H88ZM168 234H169V235H168ZM70 235H72V234L70 233L69 235L66 236V238H65L66 240L64 239L65 242L68 243L67 238H68V240H69V239H70V238H69ZM78 235H79V234H78ZM161 235H160V236H161ZM200 235H201V236H200ZM203 235H204V238L206 237L207 239H206V238H205V239L202 238ZM207 235H209V234H207ZM73 236L76 237V233H75ZM198 236H200V239H199ZM88 237H90V236H88ZM175 237H174V238H175ZM73 238H74V237H73ZM86 238H87V236H86ZM127 238H129V237H127ZM174 238H173L172 240H174ZM194 238H195V239H194ZM201 238H202V242H201ZM78 239H81V240H82V238H76V239L74 238V239H73V242L76 243L75 240H77V242H79ZM84 239H85V237H84ZM88 239H89V238H88ZM88 239H87V240H88ZM71 240H72V239H71ZM71 240H70V241H71ZM204 240H206V241H204ZM82 241H83V240H82ZM82 241L79 242L80 245L83 244L81 250L84 248V246H86L84 243H82ZM89 241H90V240H89ZM92 241H93V240H92ZM133 241H135V240H133ZM73 242H72V243L69 242V244H70V245H71V244L73 245ZM204 242H207V243H204ZM209 242H210V241H209ZM90 243H91V242H90ZM93 243H94V242H93ZM182 243L185 244L184 241H183ZM203 243H204V244H203ZM77 244H78V243H77ZM77 244H76V246H77ZM79 244H78V245H79ZM88 244H89V243H88ZM133 244H134V243H133ZM89 245H90V244H89ZM135 245H136V244H135ZM5 247H6V246H5ZM78 247L80 248L81 246H77V248H78ZM188 247H189V246H188ZM79 248H78V249H79ZM69 249H71L70 246H69V248H68V251H69ZM78 249H76V251H75V250L73 251V253L75 252L74 254L72 253V250L70 251V252L73 254V256L75 255V257H76V256H77L76 253L84 252V251H80V250H79V252H78V251H77ZM211 249H212V250H211ZM84 250H86V248H84ZM90 250H93V246H92V249L90 248ZM176 251H177V253H175ZM209 251H210V252H209ZM86 252H87V250H86L84 253H86ZM88 252H89V251H88ZM93 252H94V251H93ZM80 253H79V254H80ZM89 253H91V252H89ZM79 254H78L77 258L80 259V257H81V259H83V260H79L80 263L82 262L81 264H83L84 259L87 260L86 257H87L88 259H92V255H93V254L91 253L92 255L89 254V257L86 256V257L84 258V254H83V253H81L80 256H79ZM82 254H83V256H82ZM105 254H106V253H105ZM175 254H176V255H175ZM185 254H186V255H185ZM86 255H88V253H86ZM100 255H101V254H100ZM192 255H194V257H193L194 260H192V258H191ZM90 256H91V258H90ZM93 256H95V255H93ZM126 256H128V257H126ZM183 256H182V257H183ZM96 257H97V256H96ZM98 257H99V256H98ZM117 257H119V258H117ZM177 257H178V255L176 256V258H177ZM184 257H183V259H184ZM187 259L189 260V262H188ZM7 260H8V259H7ZM7 260H6V258H5V263H6V264L8 263ZM12 260H13V258H12ZM210 260H211V261H210ZM8 261H9V260H8ZM87 261H90V260H87ZM87 261H85V263H86ZM93 261H94L95 263H93ZM139 261H138V262H139ZM11 262L13 263V261H11ZM11 262L9 261V264H12ZM15 262H16V264H17V261H14L13 264H15ZM130 262H131V263H130ZM175 262H176V263H175ZM85 263H84V264H85ZM186 263H185V264H186ZM87 264H89V262H87ZM135 264H136V263H135Z\"/></svg>","mask_w":264,"mask_h":264}]
</instances>
